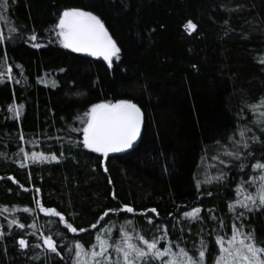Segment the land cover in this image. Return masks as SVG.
<instances>
[{
    "label": "trees",
    "instance_id": "16d2710c",
    "mask_svg": "<svg viewBox=\"0 0 264 264\" xmlns=\"http://www.w3.org/2000/svg\"><path fill=\"white\" fill-rule=\"evenodd\" d=\"M70 7L92 11L105 21L121 48L111 68L103 59L49 42L56 38L48 29ZM7 15L25 35L15 41L6 39L0 45V58L7 53L12 74L26 78L27 84L0 83V208H9L0 212V231L6 233L0 239V264L45 262V257L33 259L38 249L20 250L15 241L33 229L9 231L7 222L13 215L26 225H43L45 233L58 228L67 237L65 243L75 237L88 246L104 223L111 221L118 234L120 224L134 219L135 227L149 238L159 235L160 225L169 228L172 238L183 229L191 247L200 223L177 221L182 212L201 206V215L213 209L212 214L225 218V232L230 234L227 204L235 197L240 175L230 171L229 177L235 179L227 186L204 185L199 191L194 177L199 176L198 165L218 154L239 125L248 124L260 134L246 104L264 97V63L260 62L264 60V0H10ZM189 21L195 30L186 28ZM8 27L0 22L6 38ZM32 30L37 33L35 42L43 45L39 49L24 42ZM0 71H4L2 60ZM39 77L45 83H39ZM14 99L25 105L20 121L7 111ZM120 99L136 103L143 113L141 137L132 150L104 157L68 145L66 126H81L76 115L93 103ZM20 129L27 139L41 134L40 146L23 145L27 151L59 156L63 144L64 155L59 162L20 167L16 155ZM73 135L82 139L80 133ZM258 149L259 145L254 154L259 158L264 153ZM208 191L213 195L208 196ZM37 200L87 231L73 234L63 224H49L59 218L39 212ZM125 204L136 211L110 212L96 229L91 228L104 211ZM24 207L35 211L25 213ZM153 208L156 212H151ZM203 223L205 235L217 227L208 220ZM243 223L245 230H255L257 239L264 240V209L248 213ZM27 238L36 242L33 236ZM56 239L59 244L60 238ZM209 240L215 249L214 237ZM62 255L65 259L52 254L48 264L53 260L71 264L66 250Z\"/></svg>",
    "mask_w": 264,
    "mask_h": 264
},
{
    "label": "snow or ice",
    "instance_id": "6c2138e0",
    "mask_svg": "<svg viewBox=\"0 0 264 264\" xmlns=\"http://www.w3.org/2000/svg\"><path fill=\"white\" fill-rule=\"evenodd\" d=\"M9 3L10 0H0V22L9 25L8 32L10 33L6 38L5 34L0 32V45H3L6 39L15 41L18 36L25 35L21 26L12 23L7 15ZM186 28L195 30L196 25L189 21ZM48 31L56 38L55 41L50 40V43L58 42L64 49H70L75 53L102 57L109 68L112 67L113 58L116 60L120 58L121 48L117 41L106 27L105 21L92 11L80 7L66 8L59 14L58 21ZM26 37L24 42L31 43L33 48L39 49L43 46L35 42L37 41L35 30L27 33ZM8 59L7 53L0 58L4 65V71H0V83L14 82L26 85V78L16 79L12 74V66L8 65ZM260 62L264 63V60ZM16 67L23 68L22 65H16ZM20 75L24 76L23 70ZM38 82L45 83V78L39 77ZM52 84L55 86V81H52ZM246 107L254 114L255 119L252 120V124L260 134L257 135L253 127L248 124L239 125L233 134L227 137L228 143L221 146L222 150L211 157L215 163L198 165V168H202L200 175L203 178L194 177L196 189L199 191L204 185L227 186L231 179H235L229 177L230 171L235 170L240 175V179L235 184V197L229 199L227 204L232 220L230 234L225 232L227 228L225 218L212 214L213 209H208V215H201V206H193L189 211L182 212L181 220L177 221V223L185 220L189 224L200 223L198 239L192 242L191 247L186 242L183 229L176 238H172L169 228L166 225H160L156 228L159 235L149 238L143 234L142 230L135 227L134 219H126L120 224L118 234L114 233L116 226L111 221L104 223L96 231L94 241L88 246L75 237L65 243L67 237L62 235L58 228H49L45 233L41 230L43 225L41 228H37L35 224L26 225L14 215L7 222L8 230L11 231L14 227L20 230L31 227L33 229L31 233L20 235L15 242L22 251L38 249L33 259L38 260L40 257H45L44 264H48V259L52 254L65 259L62 255L65 250L71 257V264H264V240L257 239L255 230H245L243 223L248 213L264 209V155L258 158L254 154L257 145H259L258 150L264 153V97L246 104ZM24 109L25 105L17 103L15 99L7 106L11 118L16 121H20ZM74 119L79 121L81 126L76 127L72 124L66 126L65 136L68 145L82 146L104 157H108L110 153H121L133 149L141 137L143 113L141 108L129 99L116 100L114 103L112 101L93 103L82 115L78 114ZM74 133H80L82 139H77ZM40 135L37 134L34 138L27 139L24 131L19 130L21 146L16 155L20 167H26L28 164L59 162L60 157L64 155L63 144L59 156L55 152H29L23 147L24 144H30L34 148L40 146ZM56 139L63 141L64 137H56ZM217 144H220L219 140ZM201 159L203 161L204 157ZM210 169H215V171H210ZM21 187L23 188V185ZM36 191L39 192V189ZM207 195L212 196L213 193L208 191ZM113 197L115 198V193ZM36 205L39 212L59 218L58 221L49 220V224H63L67 231L73 234L87 231L85 228L73 226L56 208L45 207L39 200L36 201ZM16 210V207L11 209L13 213ZM23 211L32 213L35 210L24 207ZM135 211L127 204L119 208L107 209L100 219L91 225V228L96 229L110 212L132 214ZM0 212H9V208H0ZM151 212H156V209H151ZM205 220L217 225L207 235H205L206 229L203 223ZM148 223H152L150 217ZM175 230L176 226L173 225L172 231ZM5 235L4 231H0V239H3ZM28 236L35 237L36 242L32 243L27 238ZM56 237L60 238L59 244ZM209 237H214L215 249L210 248ZM61 244L63 248L60 247ZM52 264H59V261L53 260Z\"/></svg>",
    "mask_w": 264,
    "mask_h": 264
},
{
    "label": "rangeland",
    "instance_id": "374dc122",
    "mask_svg": "<svg viewBox=\"0 0 264 264\" xmlns=\"http://www.w3.org/2000/svg\"><path fill=\"white\" fill-rule=\"evenodd\" d=\"M70 50V49H69ZM211 163H215L214 161H212L211 159H209L206 163H204V164H211ZM201 171H202V168L200 169V173H201ZM210 171H215V169H210ZM200 173H199V176H200V178L202 179L203 177L200 175ZM214 260V259H213Z\"/></svg>",
    "mask_w": 264,
    "mask_h": 264
},
{
    "label": "water",
    "instance_id": "95a60500",
    "mask_svg": "<svg viewBox=\"0 0 264 264\" xmlns=\"http://www.w3.org/2000/svg\"><path fill=\"white\" fill-rule=\"evenodd\" d=\"M83 54H85V53H83ZM87 55V54H86ZM95 58H98V59H103L102 57H95ZM130 150H132V149H130ZM130 150H126L125 152H128V151H130ZM125 152H121V153H125ZM121 153H110L109 155H116V154H121ZM100 154V153H99Z\"/></svg>",
    "mask_w": 264,
    "mask_h": 264
}]
</instances>
